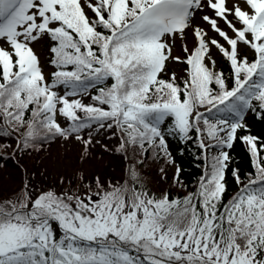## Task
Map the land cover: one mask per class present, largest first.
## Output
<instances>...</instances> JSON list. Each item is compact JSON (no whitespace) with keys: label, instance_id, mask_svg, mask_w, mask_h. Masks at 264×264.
<instances>
[{"label":"snow or ice","instance_id":"snow-or-ice-1","mask_svg":"<svg viewBox=\"0 0 264 264\" xmlns=\"http://www.w3.org/2000/svg\"><path fill=\"white\" fill-rule=\"evenodd\" d=\"M249 114L264 122V0H0V159L59 142L82 165L51 184L23 168L0 189V264H264V139ZM171 137L202 162L191 191ZM237 142L250 171L233 167ZM98 147L99 161L119 154V177ZM149 161L186 193L151 190Z\"/></svg>","mask_w":264,"mask_h":264},{"label":"rangeland","instance_id":"rangeland-1","mask_svg":"<svg viewBox=\"0 0 264 264\" xmlns=\"http://www.w3.org/2000/svg\"><path fill=\"white\" fill-rule=\"evenodd\" d=\"M37 52L40 56L42 64L45 65L47 69V49L46 46L41 44L37 46ZM177 55H181L179 49L176 50ZM183 65L172 64L169 65V72L176 71L178 74H181ZM102 139L105 143H110L112 146H115L116 139L110 137H104V134L101 133V136L98 137ZM5 141L0 139V144H3ZM11 153V149L7 150V154ZM5 153L4 149H0V156H3ZM95 155L99 161L101 155V149L98 147L95 150ZM19 160V166L17 165L16 160H7L0 159V189L11 191L16 189L25 173L23 168L29 170V174L32 172L44 173L47 169L46 177L37 176V180H44V182L51 184L56 175L57 169L60 172L70 173L73 169L81 167V162L77 158V149L73 147H66L59 142L51 145L50 154L49 152L33 154L31 156L25 155L22 158H17ZM123 161L120 158L119 154H104L102 161H99L97 167L102 170L109 177H119L121 172V167ZM88 167V165H83ZM168 172L172 173L174 167L167 166Z\"/></svg>","mask_w":264,"mask_h":264},{"label":"trees","instance_id":"trees-1","mask_svg":"<svg viewBox=\"0 0 264 264\" xmlns=\"http://www.w3.org/2000/svg\"><path fill=\"white\" fill-rule=\"evenodd\" d=\"M220 67L224 69L223 63H221ZM248 122L251 133L264 139V122L256 120L254 117L251 116V114H249ZM169 146L173 157L175 158L176 165H178L182 169V171L180 172L181 181L183 182V184L187 185V191L193 190L198 177L201 175V168L197 167V165L202 162L194 158V150L191 148H185L182 153V146L178 143L175 137L169 138ZM232 157L234 161L233 167L240 166L242 172L251 170L248 155L245 150V146L242 143L237 142L234 145V148L232 150ZM162 164L163 162L157 164L152 163L150 161L146 163L143 169V176L148 183V187L155 192H159L161 190H168L173 196L177 194L183 196L186 193V190L180 187L179 185L173 183V175L175 173V168L173 172L170 173L168 172V169L166 167L165 171L167 173V182H164L161 179L158 168L159 166H162ZM228 180V194L231 195L232 192L235 191L236 185L231 180L230 172L228 174Z\"/></svg>","mask_w":264,"mask_h":264}]
</instances>
